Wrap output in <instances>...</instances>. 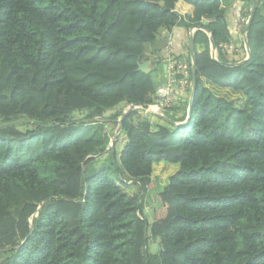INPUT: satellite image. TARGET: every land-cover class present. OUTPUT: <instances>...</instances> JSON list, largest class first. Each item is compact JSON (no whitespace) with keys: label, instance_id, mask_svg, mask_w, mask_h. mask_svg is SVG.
<instances>
[{"label":"trees","instance_id":"obj_1","mask_svg":"<svg viewBox=\"0 0 264 264\" xmlns=\"http://www.w3.org/2000/svg\"><path fill=\"white\" fill-rule=\"evenodd\" d=\"M173 28L193 39L194 96L151 122L129 107L154 104ZM246 39L245 61L223 47L222 0H0V119L32 121L0 128V264H264V0ZM172 58L191 65L189 45ZM103 153L116 181L86 176Z\"/></svg>","mask_w":264,"mask_h":264},{"label":"crops","instance_id":"obj_2","mask_svg":"<svg viewBox=\"0 0 264 264\" xmlns=\"http://www.w3.org/2000/svg\"><path fill=\"white\" fill-rule=\"evenodd\" d=\"M243 1L244 0L226 1V3H229L226 8V20L231 30V35H232L231 44L235 47V50L238 51L236 55V57L238 58H241L244 56L240 50L241 44L243 43L244 45L243 22H244L245 16L243 12H245L246 8L244 9L243 7L244 5ZM190 30L187 31L182 28H173L171 31H167L169 33L168 40L164 48L161 50V53L164 56V59L160 62L159 65L156 66V69L153 73V76H154V79L157 85H161L167 80V76H168V69H167L168 60L167 59L168 57H172L173 55H176V56L185 55L187 53L188 36L190 35L189 34ZM245 57H246V51H245L244 58ZM188 97H189V92L183 95L174 105L175 109L178 112V116L182 113L181 104H183V100H185ZM156 118H158V116H156ZM153 122L155 121L153 120Z\"/></svg>","mask_w":264,"mask_h":264},{"label":"rangeland","instance_id":"obj_3","mask_svg":"<svg viewBox=\"0 0 264 264\" xmlns=\"http://www.w3.org/2000/svg\"><path fill=\"white\" fill-rule=\"evenodd\" d=\"M228 1V0H226ZM225 0H222V8L226 9L229 3H226ZM244 45L243 43L240 46V50L243 53V48ZM237 53V51L235 52ZM213 55H215V52H213ZM237 55V54H236ZM244 58V56H243ZM158 86V85H157ZM211 90L220 96L223 97H228L231 99H234L237 101V103H243L244 102V96L239 93V92H235L232 90H226V89H222V88H217L215 86L212 85H208ZM150 115H148L149 117ZM170 116H172L170 114ZM83 115L81 113H79V111H73L70 115V119L77 121L78 119H82ZM153 120L156 121L157 118L153 117ZM104 123V128H101V125L99 123L93 124L90 127V132L91 134H95L96 136H101L103 133H108V131L111 133V131L114 132L113 130V125L111 124V122H103ZM18 125L20 127L26 126V125H31L32 121L26 120V119H22L17 121L16 123L14 121H7V120H1L0 119V128L4 127V126H10V125ZM112 139H113V135L110 134V143L109 145H111L112 143ZM121 142V141H120ZM116 152L118 153L121 149V144L117 142L116 146H115ZM100 169H105L109 176L113 179V180H117L118 174L117 171L115 170L114 166L111 165V160H110V155H108V153H103L102 155H99L98 157L94 158L91 162H89L86 166H85V170H86V176H90L91 174L95 173L96 171L100 170ZM157 190H160L159 187L154 188V189H149L146 194L142 195V204L145 210V214H149L150 218L153 219V214L154 212L151 213V210H154V207L156 206V201H155V192ZM153 201V205L152 208L151 207H147L144 202L145 201ZM20 202V201H19ZM16 203L10 206V211L13 214H17L19 207H20V203ZM8 253L4 252V251H0V260L4 259L7 256Z\"/></svg>","mask_w":264,"mask_h":264},{"label":"built area","instance_id":"obj_4","mask_svg":"<svg viewBox=\"0 0 264 264\" xmlns=\"http://www.w3.org/2000/svg\"><path fill=\"white\" fill-rule=\"evenodd\" d=\"M223 47L230 53L236 51L232 44L223 45ZM167 60V80L156 87L154 104L149 105L147 109L134 106V108L143 109L141 115L149 118L151 122H153V116L162 117L166 108L173 107L183 95L189 92L188 87L191 85V65L185 61L174 60L172 57H168Z\"/></svg>","mask_w":264,"mask_h":264},{"label":"water","instance_id":"obj_5","mask_svg":"<svg viewBox=\"0 0 264 264\" xmlns=\"http://www.w3.org/2000/svg\"><path fill=\"white\" fill-rule=\"evenodd\" d=\"M256 5H257V0L254 1L253 4L251 5L250 10H249V16H248L247 20L245 21L243 32H244V48H245V51H246V57L242 61H245V60H247L250 57V50H249L248 41L246 39V34H247L248 29H249V25H250V22L252 20L253 13L255 11ZM198 28H200V26L192 27L191 30L193 31V30L198 29ZM168 35H169V33L166 31L164 33V35H163V38L159 41L158 48L160 50H162L164 48L165 44L167 43ZM188 45H189V52H190V57H191V61H192V64H191L192 86H191V92H190V95H189V106H190L191 105V101H192L193 96H194V90H195V85H196V66H195V63H194V43H193V39H192L191 36L188 39ZM210 48H211V53L213 55V52H215V44L213 43V41L211 39H210ZM147 64H148L147 61H144V62L140 63L139 64V69L141 71L146 72L148 70ZM226 64L231 66L234 63H226ZM134 106H136V107L140 106L141 108H144V109L148 108L147 105H131V107H129V110L131 108H133ZM127 112L128 111L123 113L121 115V117L119 118V126L117 127L115 134L120 130L122 120L125 117V115L127 114ZM114 141H115V138L113 137L111 146H113ZM148 202H149V200H148ZM152 212H154L153 209L151 210V213Z\"/></svg>","mask_w":264,"mask_h":264}]
</instances>
